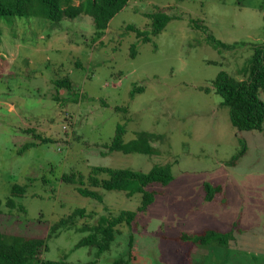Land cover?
<instances>
[{"label":"rangeland","instance_id":"obj_1","mask_svg":"<svg viewBox=\"0 0 264 264\" xmlns=\"http://www.w3.org/2000/svg\"><path fill=\"white\" fill-rule=\"evenodd\" d=\"M239 2L129 0L95 43L89 16L58 25L0 18V232L44 239L48 251L42 259L96 264L127 257L132 236L129 264H162V235L232 231L227 248L191 246L189 264H264V122L261 131L233 128L211 86L221 71L244 79L240 69L251 45L264 42V0ZM158 11L176 19L142 43L128 28L149 31L150 15ZM208 35L239 45L217 51L206 42ZM62 78L71 81L76 101L68 90L55 89L54 81ZM258 96L264 102V91ZM117 125L124 126L125 142L141 131L161 135L152 143L157 153H109L104 145ZM37 135L55 143L41 144ZM30 142L36 145L23 150ZM241 142L244 154L229 165ZM164 165L173 179L147 188L159 195L146 212H137L140 195L99 190L97 201L61 180L69 173L86 176L93 166L145 173ZM206 183L221 188L211 202L204 200ZM14 184L26 192L9 212ZM76 209L93 217L50 232ZM121 211H135L136 222L118 227L109 251L96 257L95 250L75 248L86 236L78 231L85 223Z\"/></svg>","mask_w":264,"mask_h":264},{"label":"trees","instance_id":"obj_2","mask_svg":"<svg viewBox=\"0 0 264 264\" xmlns=\"http://www.w3.org/2000/svg\"><path fill=\"white\" fill-rule=\"evenodd\" d=\"M128 2L129 0H0V18L34 17L58 25L62 21H72L80 16H89L94 27L91 42L95 43L104 36L111 19L121 12ZM173 19L176 18L158 11L150 15L151 28L149 31H142L133 26H129L128 29L133 31L136 38L140 39L142 43H149L152 40L151 37L160 34ZM206 42L217 51L232 50L239 45L238 43L231 45L223 43L212 35L206 36ZM130 49L131 56L134 58L135 44ZM251 51L249 59L240 69L244 79L237 80L228 73L221 71L211 83L213 92L222 99L221 106L228 110L230 124L238 131H261L264 122V102L258 96L260 92L264 91V42L251 45ZM54 87L57 91L63 88L68 90L73 93L74 101L77 100L69 79L55 80ZM203 91L209 93L210 90L206 87ZM134 94L135 91H132L131 97ZM122 111L126 112L125 108ZM124 134V126L117 125L111 142L105 144L104 148L109 153L150 156L157 153V149L152 146V143L162 140L161 135L141 131L135 134L134 139L125 142L123 140ZM36 139L41 144L55 143L54 140L42 138L39 135L36 136ZM35 145L34 142H30L25 144L22 149L26 150ZM241 146L240 151L231 157L229 165H233L244 154L243 142H241ZM172 179L169 165L154 166L145 173L132 169L93 166L86 176L77 172L63 174L61 177L62 182L74 186L81 197L92 200H101L99 190L123 192L128 198L140 195V205L137 212H146L154 202L155 197L159 195L157 191L147 190L149 186L153 184L166 186ZM203 187L206 202H211L215 195L221 192L220 187H213L208 183L204 184ZM25 192V186L12 185L10 197L6 201L9 212H12L17 206L15 199L23 197ZM19 209L24 211L22 206H19ZM0 214H2L1 210ZM86 217L92 218L93 214H87L83 209H76L70 215L53 223L49 228L50 232L58 233L57 231L60 230L74 228L78 222L77 219ZM135 222V211H121L118 215L110 218L101 216L95 224L87 225L85 223L78 229L79 232L86 233V236L76 243L75 248L86 247L89 250H95L94 255L97 257L110 250L115 241V236L120 233L119 226L130 227ZM232 239V231L219 232L211 229H206L201 233L184 232L175 237L162 235L157 243L159 259L162 264H189L191 246L227 248ZM128 246L130 249L127 257L114 259L112 264H129L132 259V236H129ZM47 251L48 246L42 238L22 237L0 232V264H96L95 260L70 263L65 260L42 259L41 255Z\"/></svg>","mask_w":264,"mask_h":264}]
</instances>
